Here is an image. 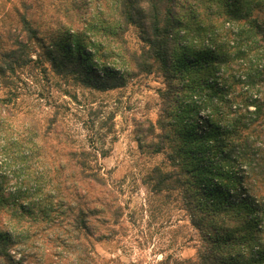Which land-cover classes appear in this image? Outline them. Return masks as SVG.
Wrapping results in <instances>:
<instances>
[{
	"label": "trees",
	"instance_id": "16d2710c",
	"mask_svg": "<svg viewBox=\"0 0 264 264\" xmlns=\"http://www.w3.org/2000/svg\"><path fill=\"white\" fill-rule=\"evenodd\" d=\"M110 1L48 43L28 5L0 31V264H114L92 242L113 238L124 214L99 162L108 149L76 144L59 103L43 121L21 107L22 70L46 74L45 61L97 91L161 75L157 118L136 133L141 152L164 159L143 182L189 216L193 264H264V0ZM61 2L70 22L82 18L86 0Z\"/></svg>",
	"mask_w": 264,
	"mask_h": 264
},
{
	"label": "rangeland",
	"instance_id": "374dc122",
	"mask_svg": "<svg viewBox=\"0 0 264 264\" xmlns=\"http://www.w3.org/2000/svg\"><path fill=\"white\" fill-rule=\"evenodd\" d=\"M86 1L82 18L70 22L62 11L61 0H0V31L14 26L18 20L16 9L23 12L25 5L46 43L58 29L69 28L72 32L84 27V18L96 19L101 11H112L110 0ZM126 37L134 48L135 32L129 30ZM36 51L41 53L43 48L37 45ZM117 59L108 64L114 66ZM44 63L46 74L31 67L22 70V109H31L43 121L59 103V119L76 144L108 149L107 156L100 157L99 162L108 184L118 192L124 214L113 238L92 240L98 256L114 264H193L201 241L189 216L174 195L154 194L143 182L150 168L164 159L162 153L141 152L136 133L145 118H157L161 102L158 89L164 86L163 77L156 72L141 73L128 78L121 87L97 91L64 82L50 72L48 62Z\"/></svg>",
	"mask_w": 264,
	"mask_h": 264
}]
</instances>
